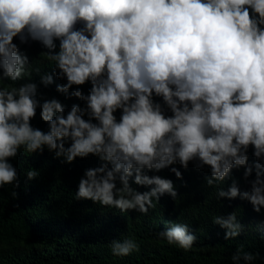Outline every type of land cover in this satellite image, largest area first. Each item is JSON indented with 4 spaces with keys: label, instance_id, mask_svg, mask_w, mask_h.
Listing matches in <instances>:
<instances>
[{
    "label": "clouds",
    "instance_id": "1",
    "mask_svg": "<svg viewBox=\"0 0 264 264\" xmlns=\"http://www.w3.org/2000/svg\"><path fill=\"white\" fill-rule=\"evenodd\" d=\"M16 40L39 42L52 72L41 75ZM33 73L45 87L54 76L66 81L56 92L83 105L66 111L58 98L42 99ZM38 109L47 130L32 123ZM45 149L62 163L99 158L80 177L76 201L146 215L153 198L178 196L173 180L148 173L168 169L183 180L174 165L186 170L191 163L209 170V187L243 168L250 188L242 191L232 179L217 198L239 197L260 213L264 0H0V191L20 187L11 161L21 150ZM25 175L31 181L39 171ZM213 223L226 230L225 240L244 228L234 212ZM157 235L185 252L197 240L187 224L176 222ZM138 250L132 238L111 241L113 256ZM258 255L237 249L231 259L251 264Z\"/></svg>",
    "mask_w": 264,
    "mask_h": 264
},
{
    "label": "trees",
    "instance_id": "2",
    "mask_svg": "<svg viewBox=\"0 0 264 264\" xmlns=\"http://www.w3.org/2000/svg\"><path fill=\"white\" fill-rule=\"evenodd\" d=\"M15 42L20 44L19 40ZM20 49L33 60L34 67H40L41 75L52 72L53 65L41 60V51L45 49L39 42L20 44ZM54 80L55 83L45 87L38 75H32V81L43 94L42 99L56 97L67 106L66 111L73 103L83 105V101L75 97L65 99L64 94L56 92V84L66 81L55 76ZM89 87L90 84L83 86L84 91ZM32 123L47 130V125L39 118V109ZM249 158L250 162L254 159L251 150ZM11 162L20 173V187L14 189L6 185L0 191V264H233L231 257L237 249L258 253L251 264H264V208L256 213L248 201L239 197L217 198L218 189L227 190L232 179L242 191L250 188L243 178V168L233 169L232 178L213 187L204 180L209 170H197L191 163L186 170L174 165L182 172L183 180L168 169L149 172V175L173 180L178 196L175 200L167 194L159 201L153 198L155 207L145 215L135 210L121 213L91 200H75L80 177L86 168L100 164L98 157L78 158L68 164L54 158L47 149L43 154L32 155L21 150ZM29 169L38 170L39 177L27 180L25 174ZM254 178L255 172L249 179ZM133 186L141 192L148 190ZM13 191L18 194L15 198ZM231 212L244 228L240 236L225 240L226 230L213 220ZM169 222L187 224L197 236L190 251L185 252L158 237ZM125 238L134 239L139 250L126 257L113 256L111 241Z\"/></svg>",
    "mask_w": 264,
    "mask_h": 264
}]
</instances>
